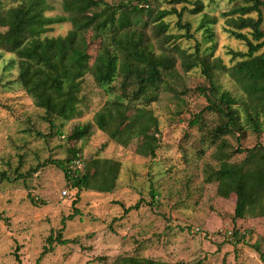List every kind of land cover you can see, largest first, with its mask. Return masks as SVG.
Returning a JSON list of instances; mask_svg holds the SVG:
<instances>
[{"label": "rangeland", "instance_id": "1", "mask_svg": "<svg viewBox=\"0 0 264 264\" xmlns=\"http://www.w3.org/2000/svg\"><path fill=\"white\" fill-rule=\"evenodd\" d=\"M105 1L119 3V0ZM197 1L203 2L204 10L194 15L188 10ZM245 1L186 0L187 3L173 5L170 0H153V12L173 8L182 12V23L191 24L193 39H179L185 31L179 28L178 14L174 11L164 19L168 25L165 33H158L155 24L150 23L145 27L146 36L156 51L165 41L167 47L187 52H193L199 44L204 51L213 49L210 59L219 58L223 65L232 66L240 58L235 59L231 52L248 51L245 42L231 35L232 27L227 24L229 18H237L239 14L225 17L224 13ZM52 4L54 9L47 16L67 15L61 0H53ZM13 5L10 1L6 7ZM211 18L216 23L212 25L214 39L208 42L199 26L202 20ZM148 20L150 17L145 16L144 21ZM71 29V23L66 22L54 25L47 35L65 36ZM4 31L0 27V32ZM241 33L250 34L248 29ZM170 35L177 38L170 39ZM87 41L91 55L95 56L102 38L90 32ZM172 53L177 60L179 81L173 91L161 92L159 101L148 107L158 120V149L154 157H145L136 152L137 140L123 146L95 124L96 113L111 96L91 74L82 83L79 115L72 121L56 119L51 127L45 111L17 83L18 69L11 67L14 55L0 49V172L13 174L19 168L26 173L39 168L26 185L0 184V264H37L48 236L61 229L63 221L64 238L77 242L56 245L40 264H112L121 255L182 264H264L253 247L259 244L264 252V216L249 214L234 220L236 197H220L218 183L207 181L219 167L214 154L220 141L212 145L208 136L219 120L206 113L203 129L190 126L194 116L208 104L197 91L207 85V79L201 68L185 72L182 58L177 51ZM215 78L237 98L242 95L224 71H215ZM120 81L113 84L115 91L119 92ZM85 124L92 126L91 135L82 141H70L71 130ZM224 140L229 145L228 151L252 148L257 143L264 146V126L259 134L247 130L240 142L232 136ZM70 148H75L83 160L74 164L73 169L84 167L91 159L119 162L121 170L115 190L78 193L72 188L63 171L52 163L65 160ZM244 156L235 155L232 161L240 162ZM151 191L156 192L155 198ZM137 204L139 209L126 211ZM75 210L81 213L69 220Z\"/></svg>", "mask_w": 264, "mask_h": 264}, {"label": "trees", "instance_id": "2", "mask_svg": "<svg viewBox=\"0 0 264 264\" xmlns=\"http://www.w3.org/2000/svg\"><path fill=\"white\" fill-rule=\"evenodd\" d=\"M13 6L6 7L8 2ZM53 0H0V49L12 53L11 67L18 69L17 83L33 99L35 105L45 111V119L52 126L55 120L72 121L79 115V95L84 78L91 74L95 82L111 96L104 107L96 113L94 122L101 131L123 146L137 140L136 152L145 157H154L158 149L156 134L158 120L148 107L157 101L161 92L173 91L179 81L176 70V57L182 58L185 72L201 68L207 85L198 92L207 100V106L190 122L191 127L200 130L205 127L206 113L214 114L219 124L209 132L210 143L220 144L215 152L219 162L208 182L218 183L217 193L222 198L236 197L234 220L244 219L249 214L264 216V146L257 143L248 149L228 151L224 137H236L240 142L247 130L263 132L264 126V0H246L233 11L224 13L232 27L231 35L247 45V53L231 52L240 58L232 66L223 65L219 58L210 59L213 49L206 51L196 44L193 52L167 47L168 41L158 45V51L148 40L145 27L155 24L158 33H165L168 25L164 21L172 11L178 14V26L185 34L180 38L193 39L191 24L182 23L183 13L173 10H151L153 0H119L111 4L105 0H61L67 15L47 16L52 11ZM171 4L187 3L186 0H170ZM191 14H199L204 4L197 1L191 4ZM185 8H183L184 11ZM153 13V14H152ZM256 14V17L253 16ZM149 16L150 20L144 21ZM69 22L72 29L65 36L47 35L54 25ZM215 18L204 19L199 28L203 30L208 42L214 39ZM248 29L250 34L241 33ZM92 32L102 38V44L95 56L90 53L88 34ZM251 37H250V36ZM177 38L173 35L169 37ZM210 51V52H209ZM224 71L230 76L242 95L236 97L216 81L215 71ZM121 79L115 91L113 84ZM92 126L85 124L74 127L68 135L71 141H82L91 135ZM65 160L52 161L59 167L66 181L78 193L94 190L99 193H112L115 190L121 164L110 159H91L84 167L73 169L75 161L80 160L75 148L68 149ZM235 155H245L240 162L232 161ZM39 168L22 172L16 168L13 174L0 172V184L22 182L25 185ZM152 198L156 192L151 191ZM33 203L34 198L29 195ZM76 205V202L73 203ZM139 209V204L126 211ZM81 212L75 210L68 219L72 220ZM63 227L53 231L47 238V245L37 264L51 253L55 246L76 243L65 239ZM238 233L235 231L234 236ZM238 242H241L238 240ZM261 254L259 244L253 246ZM112 264H182L168 263L138 256H118Z\"/></svg>", "mask_w": 264, "mask_h": 264}, {"label": "built area", "instance_id": "3", "mask_svg": "<svg viewBox=\"0 0 264 264\" xmlns=\"http://www.w3.org/2000/svg\"><path fill=\"white\" fill-rule=\"evenodd\" d=\"M80 162V160H77V161H75V164H77V163H79ZM78 165V164H77ZM65 194L67 193V192H64Z\"/></svg>", "mask_w": 264, "mask_h": 264}]
</instances>
